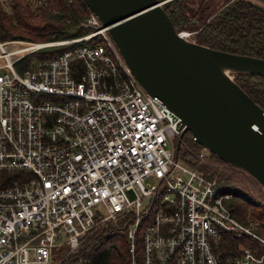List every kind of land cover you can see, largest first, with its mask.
<instances>
[{
  "label": "built area",
  "instance_id": "1",
  "mask_svg": "<svg viewBox=\"0 0 264 264\" xmlns=\"http://www.w3.org/2000/svg\"><path fill=\"white\" fill-rule=\"evenodd\" d=\"M83 24L75 38L0 39V264H59L88 232L130 215L131 264H262L244 244L225 261L215 252L223 233L264 242L260 222L240 221L233 191L199 168L206 147L182 158L181 118L145 89L108 27L91 10Z\"/></svg>",
  "mask_w": 264,
  "mask_h": 264
},
{
  "label": "water",
  "instance_id": "2",
  "mask_svg": "<svg viewBox=\"0 0 264 264\" xmlns=\"http://www.w3.org/2000/svg\"><path fill=\"white\" fill-rule=\"evenodd\" d=\"M83 2L108 27L145 89L179 115L181 138L190 131L264 187V108L234 79L236 72L264 75V58L185 38L163 7L166 0ZM248 2L264 12L259 0Z\"/></svg>",
  "mask_w": 264,
  "mask_h": 264
},
{
  "label": "trees",
  "instance_id": "3",
  "mask_svg": "<svg viewBox=\"0 0 264 264\" xmlns=\"http://www.w3.org/2000/svg\"><path fill=\"white\" fill-rule=\"evenodd\" d=\"M190 1L192 0H167L164 3L163 7L178 31L196 28L199 43L229 52L264 58V12L254 8L248 0H227L226 5L214 16L209 17L208 21L202 17L196 21L192 19ZM11 6L14 10L13 16H9L0 3L1 40L31 39L45 42L75 38L89 32V29L84 31L75 26L86 10L82 1L76 3L69 0H11ZM72 28L74 30H70ZM70 46L65 44L42 47L22 57L17 62L18 68L32 67L35 60L52 57ZM234 79L264 108V75L236 72ZM186 134H191L193 139L190 131H186L184 136ZM196 143L197 150L204 147L197 141ZM211 157L223 161L210 151L209 158ZM201 169L208 176L214 175L212 171H208L209 169L203 167ZM221 184L231 187L229 182ZM247 200L235 196L227 203L232 213L240 220L245 222L246 216L251 213L255 220L260 221V224L256 225V231L264 238V207H257L255 209L259 210L251 211L248 209L251 203ZM131 217V215L122 217L114 223H107L97 230L88 232L80 248L68 254L59 264H131L127 238V227ZM241 243L258 255L264 253V242L248 234L238 239L231 233H223L219 242L214 244V250L221 260L225 261L229 257L234 258L241 254ZM141 246L140 242L139 248Z\"/></svg>",
  "mask_w": 264,
  "mask_h": 264
},
{
  "label": "rangeland",
  "instance_id": "4",
  "mask_svg": "<svg viewBox=\"0 0 264 264\" xmlns=\"http://www.w3.org/2000/svg\"><path fill=\"white\" fill-rule=\"evenodd\" d=\"M72 1H74L76 3L80 2V1L83 2V0H69V2H72ZM259 1H261V0H259ZM226 2H227V0H192V1H190V11L192 14V19H195L196 21H198V19H200L202 17L204 19H207V21H208L209 17L214 16L220 9H222L226 5ZM8 3H9V6H8V9H6V12L9 16H13L14 10L11 6V0ZM83 4L85 5L86 10H85L83 16L77 20V24L75 26L80 27V28L84 29V31H86L89 28L86 27L83 23L89 18L90 10L84 2H83ZM163 6H165V5L163 4ZM193 15H195V16L193 17ZM70 30H74V29L72 28ZM181 31H191L194 33V31H197V29L196 28H192V29L190 28V29H183ZM192 39H194L193 41L197 42L196 34L192 35ZM6 40L7 41L40 42V40L35 41V40H31V39H6ZM60 40H62V39H60ZM52 41H54V40H52ZM45 42H48V41H45ZM23 45H26V43L9 42L8 44H6L5 47L8 50H11V49H16V48L22 47ZM34 59H36V58H34ZM196 144L197 143H196V141H194L192 139L191 134H186L185 136H183L182 153H180V155L182 156V158L187 159L190 163H194L195 159L192 156V154L189 152V149H193L194 151H197V149H196L197 145ZM183 145H184V147H183ZM207 150L208 149H206V151ZM202 167L204 169H209L208 171H212L214 173L213 177H215L220 183L229 182L231 187H228V188H230L233 191V193L235 194V196L237 198L242 199V200L248 199L247 201H250V203H251L250 207L248 208L249 210L254 211V210H259V209H255L257 207H259V208L264 207V187L249 172H247V171H245V170H243L237 166H234L230 163H227L225 161H221L219 159H215L212 157L209 158V162L200 163L199 168L201 169ZM246 217H247V220L245 221V223L248 225H251L252 222L255 221V219H256L253 217V215H251V213H249ZM240 221L244 222L243 220H240ZM254 229L256 230V226H254Z\"/></svg>",
  "mask_w": 264,
  "mask_h": 264
},
{
  "label": "bare ground",
  "instance_id": "5",
  "mask_svg": "<svg viewBox=\"0 0 264 264\" xmlns=\"http://www.w3.org/2000/svg\"><path fill=\"white\" fill-rule=\"evenodd\" d=\"M182 35H183V36H186L187 34H186V33H184V34L182 33Z\"/></svg>",
  "mask_w": 264,
  "mask_h": 264
},
{
  "label": "crops",
  "instance_id": "6",
  "mask_svg": "<svg viewBox=\"0 0 264 264\" xmlns=\"http://www.w3.org/2000/svg\"><path fill=\"white\" fill-rule=\"evenodd\" d=\"M260 2H262V1H260Z\"/></svg>",
  "mask_w": 264,
  "mask_h": 264
}]
</instances>
